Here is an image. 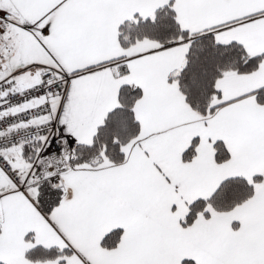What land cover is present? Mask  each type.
<instances>
[{
    "label": "snow or ice",
    "instance_id": "snow-or-ice-1",
    "mask_svg": "<svg viewBox=\"0 0 264 264\" xmlns=\"http://www.w3.org/2000/svg\"><path fill=\"white\" fill-rule=\"evenodd\" d=\"M0 264H264V0H0Z\"/></svg>",
    "mask_w": 264,
    "mask_h": 264
}]
</instances>
